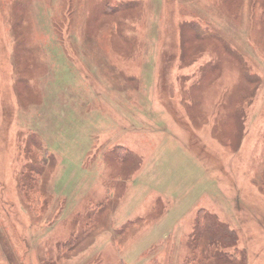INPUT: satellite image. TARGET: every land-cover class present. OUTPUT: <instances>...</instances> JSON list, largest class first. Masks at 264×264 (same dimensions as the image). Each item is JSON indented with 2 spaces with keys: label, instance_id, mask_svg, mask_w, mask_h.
<instances>
[{
  "label": "rangeland",
  "instance_id": "1",
  "mask_svg": "<svg viewBox=\"0 0 264 264\" xmlns=\"http://www.w3.org/2000/svg\"><path fill=\"white\" fill-rule=\"evenodd\" d=\"M261 4L0 0V264H182L198 219L264 264Z\"/></svg>",
  "mask_w": 264,
  "mask_h": 264
},
{
  "label": "trees",
  "instance_id": "2",
  "mask_svg": "<svg viewBox=\"0 0 264 264\" xmlns=\"http://www.w3.org/2000/svg\"><path fill=\"white\" fill-rule=\"evenodd\" d=\"M261 5L262 21L264 22V0H262ZM106 14H111V11H107ZM18 176L16 182L18 194L26 205L29 214H42L45 205V195L41 187L39 171L31 169L27 171V169L24 168ZM236 240V236H234L233 232H229L224 228H218L213 224L207 225V223L198 219L195 231L193 230L189 236L192 249H196L197 251H191L189 257L185 259L182 264H238L236 255L240 250L236 248ZM219 242L222 246L221 249L219 248ZM212 246L216 247V253L212 250ZM63 247L64 245L58 244V255L65 252L63 251ZM207 250L209 251L208 257H206L204 253ZM53 262L54 261H50V263Z\"/></svg>",
  "mask_w": 264,
  "mask_h": 264
}]
</instances>
